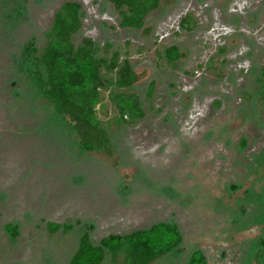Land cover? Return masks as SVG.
I'll use <instances>...</instances> for the list:
<instances>
[{
    "label": "rangeland",
    "instance_id": "1",
    "mask_svg": "<svg viewBox=\"0 0 264 264\" xmlns=\"http://www.w3.org/2000/svg\"><path fill=\"white\" fill-rule=\"evenodd\" d=\"M65 1L81 7L75 44L118 50L137 75L145 116L111 125L105 149L85 151L26 73L24 47L44 46ZM119 22L107 0H0V264H71L84 232L98 245L160 222L182 242L151 264H186L195 250L207 264H264V0H163L140 30Z\"/></svg>",
    "mask_w": 264,
    "mask_h": 264
},
{
    "label": "trees",
    "instance_id": "2",
    "mask_svg": "<svg viewBox=\"0 0 264 264\" xmlns=\"http://www.w3.org/2000/svg\"><path fill=\"white\" fill-rule=\"evenodd\" d=\"M107 1L119 14L121 28L140 30L146 18L158 9L163 0ZM80 9V4L75 1L63 2L54 14L44 46L39 50L29 43L24 47L22 56L27 65L26 73L39 97L52 108L55 117L67 122L82 148L90 152L108 148L111 142V125L118 128L133 125L145 113L139 97L131 91L137 75L127 56L122 57L118 50L99 54L90 38H83L79 45L75 44L74 37L82 28ZM195 26L196 22L191 14L182 17V30L191 31ZM164 56L174 67L180 53L175 46H171L165 49ZM262 78L264 81V68ZM153 88L151 84L148 96H151ZM104 97L115 111L108 124L98 116L99 110L104 107ZM233 189L237 187H232ZM260 193L261 190L257 194ZM259 207V212H264L263 204ZM242 210L245 214L246 211ZM256 221L264 222L261 218ZM60 227L69 229L67 225L47 224L51 233ZM5 231L12 239L18 234L17 227L12 225H6ZM181 242L178 227L165 222L123 236H106L98 245L84 232L71 264H100L106 253L111 264L118 263L121 257L122 264H151L176 250ZM186 264H207V260L202 251L195 250Z\"/></svg>",
    "mask_w": 264,
    "mask_h": 264
},
{
    "label": "flooded vegetation",
    "instance_id": "3",
    "mask_svg": "<svg viewBox=\"0 0 264 264\" xmlns=\"http://www.w3.org/2000/svg\"><path fill=\"white\" fill-rule=\"evenodd\" d=\"M182 19V18H181ZM181 21V20H180ZM196 27V26H195ZM264 68V67H263ZM262 72H263V69H262ZM262 72H261V76H262Z\"/></svg>",
    "mask_w": 264,
    "mask_h": 264
}]
</instances>
